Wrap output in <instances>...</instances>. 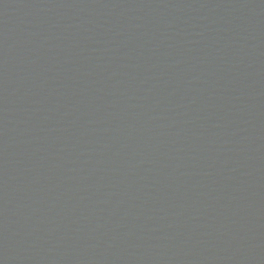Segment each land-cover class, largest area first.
<instances>
[{
  "label": "water",
  "instance_id": "1",
  "mask_svg": "<svg viewBox=\"0 0 264 264\" xmlns=\"http://www.w3.org/2000/svg\"><path fill=\"white\" fill-rule=\"evenodd\" d=\"M0 264H264V0H0Z\"/></svg>",
  "mask_w": 264,
  "mask_h": 264
}]
</instances>
